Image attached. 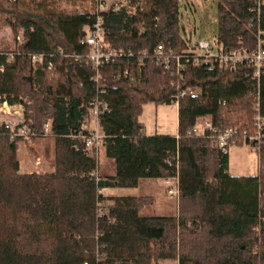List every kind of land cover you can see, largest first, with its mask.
Listing matches in <instances>:
<instances>
[{
    "label": "trees",
    "instance_id": "1",
    "mask_svg": "<svg viewBox=\"0 0 264 264\" xmlns=\"http://www.w3.org/2000/svg\"><path fill=\"white\" fill-rule=\"evenodd\" d=\"M149 10L128 16L124 10L104 13L106 43L132 51L99 69L101 81L82 59L56 53L87 52L79 44L94 13H49L0 0V24L24 42L13 60L0 51V101L24 106L30 138L41 137L45 123L55 138L54 169L21 173L16 141L0 125V264H264V142L256 175L228 173V153L212 147L211 132H192L197 119L209 116L218 130L236 128L237 144L254 133L253 90L256 85L241 68L187 65L178 74L138 54L158 43L179 54L188 40L180 23L179 0H144ZM249 0H217L215 40L225 49L254 45L248 26ZM264 29V0L261 11ZM143 21L141 33L133 27ZM28 53H56L52 69L33 70ZM125 71L127 74H125ZM198 85L201 92L180 97L177 133L146 135L138 116L143 104H171L176 92ZM99 95L109 111L99 118L105 157L114 174L100 176L97 160L72 135L82 129L86 105ZM257 89L264 110V72ZM23 99H26L24 102ZM177 175V215L144 216L151 196H109L108 186L134 187L142 178Z\"/></svg>",
    "mask_w": 264,
    "mask_h": 264
},
{
    "label": "built area",
    "instance_id": "2",
    "mask_svg": "<svg viewBox=\"0 0 264 264\" xmlns=\"http://www.w3.org/2000/svg\"><path fill=\"white\" fill-rule=\"evenodd\" d=\"M251 6L248 8L250 18L248 19V26L253 28L255 40L252 48L244 46L225 49L220 44L214 41V51L209 41L205 39H197L192 41L191 32L194 27H191L190 21L187 23L181 21L186 34L188 44L185 49L179 54H174L172 50L167 49L164 43H158L151 50H142L138 54L141 58L145 57L149 61L154 62L159 66L161 72L178 74L185 69L187 65L198 67L202 64H207L210 67L217 65L229 69L241 68L245 75L254 81L256 88L253 90V125L255 128L254 133L244 135L245 141L249 149L259 151L264 142V110L260 101V95L257 89V84L260 75L264 72V29L261 27V11L263 0H249ZM95 19L91 25L84 28L85 34L79 39V44L86 47L88 50L85 53L79 52H66L65 50L58 49L56 53L64 57H73L75 59L84 58L89 63L94 75L91 80L95 83L101 81L99 69L109 63L113 62L116 58L133 57L134 53L130 50L124 51L122 49H115L110 47L105 39V26H104V13L118 12L123 10L121 8H110L104 0H94ZM128 15L127 11L124 10ZM17 47L21 45L24 40L21 35L16 36ZM17 47L15 49H17ZM56 53H28L27 57L30 60L33 70L47 69L50 70L54 66L53 58ZM5 56L9 60H13L15 55L19 54L18 50L5 52ZM125 74L127 72L125 71ZM201 88L198 85H187L179 89L173 97V103L178 106L180 97H190L198 95ZM104 93V88H100L97 93L91 97L86 105V112L83 115L81 122L82 129L86 130L84 125L87 121L91 120L94 123V128L88 130L86 133L79 132L72 137L81 140L82 149L87 155L97 160L99 149L102 145V134L99 126V118L101 115L109 111L107 103L100 98L99 95ZM198 123V124H197ZM4 124L11 131V138H25L29 139L32 132L26 125L24 118V108L21 103L9 104L6 100L0 101V125ZM192 129V132L203 134L205 131L211 132L209 135L212 141V147L226 154L229 148L237 144L238 131L236 128H228L225 130H218L213 126L209 116L199 117ZM49 124L45 123L41 131V137L48 134ZM96 181L103 180L94 171ZM166 192L169 198H179V183L177 175L165 179ZM98 193L104 195L103 189H98Z\"/></svg>",
    "mask_w": 264,
    "mask_h": 264
},
{
    "label": "rangeland",
    "instance_id": "3",
    "mask_svg": "<svg viewBox=\"0 0 264 264\" xmlns=\"http://www.w3.org/2000/svg\"><path fill=\"white\" fill-rule=\"evenodd\" d=\"M15 1L21 8L31 11L49 13H91L95 9L94 0H10ZM110 8H121L126 10L128 16H137L140 12L149 10L144 0H104ZM180 23L190 21L192 41L199 38L210 42L214 51L215 33L217 30V0H179ZM127 15V14H126ZM139 33L145 30L143 21L133 24ZM186 35L188 31H184ZM18 35L22 36L19 32ZM17 36V35H16ZM16 36L13 35L10 27L0 24V51H11L18 45ZM24 102L26 99H23ZM254 101V99H253ZM23 106V105H22ZM24 108V106H23ZM139 124L145 127L144 134H172L176 132L177 106L174 103L163 104L147 102L143 104L141 113L138 116ZM198 124V123H197ZM196 124V126H197ZM86 130L94 128V123L89 120L84 125ZM27 151V154H26ZM55 138L51 134L43 137L16 141L17 159H27L35 164V173L43 174L52 172L54 169ZM258 152L249 149L245 143L236 144L228 151V171L238 175H255L259 172ZM26 162V163H27ZM114 162L101 153V148L97 157V173H112ZM167 185L161 180L153 179L139 182L134 187L108 186L103 189L104 201L101 202V211L106 212L110 201L109 196H146L154 198L153 203L146 204L140 210V215L144 216H168L177 215L178 200L169 198L166 192ZM152 264H162V259L154 261ZM165 264H175L172 259L165 260Z\"/></svg>",
    "mask_w": 264,
    "mask_h": 264
},
{
    "label": "crops",
    "instance_id": "4",
    "mask_svg": "<svg viewBox=\"0 0 264 264\" xmlns=\"http://www.w3.org/2000/svg\"><path fill=\"white\" fill-rule=\"evenodd\" d=\"M140 126H142V130H143V128L145 127L143 124H139ZM176 125H177V123H176ZM145 129V128H144ZM143 132H144V130H143ZM176 133H177V126H176V132L175 133H172V134H170V135H176ZM101 148V147H100ZM101 153H102V155L103 156H105L104 155V152H103V149L101 148ZM26 154H27V151H26ZM110 160V159H109ZM18 161H19V169H20V172L21 173H31V172H38V170H34L35 169V164L34 163H30V161L29 162H27L28 160L25 158V159H18ZM27 162V163H26ZM228 173L229 174H231V175H238V174H236V173H230L229 171H228ZM114 174V168H113V170H112V173H109V174H102V176H104V177H109V176H111V175H113ZM256 175V174H255ZM146 180H153V179H150V178H142V179H140L139 181H138V183L141 181V182H144V181H146ZM157 180H161L162 182H164V184H165V179H157ZM104 193V192H103ZM146 196H151V195H146ZM152 198H153V196H151ZM153 201H154V198H153ZM153 203V202H152ZM172 215H175V213L174 214H172ZM165 260H168V259H164V260H162V264H165ZM173 261H174V263L175 264H177V260H175V259H172Z\"/></svg>",
    "mask_w": 264,
    "mask_h": 264
}]
</instances>
